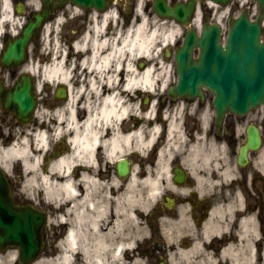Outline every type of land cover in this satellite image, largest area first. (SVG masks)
Wrapping results in <instances>:
<instances>
[{
    "label": "flooded vegetation",
    "instance_id": "af4514ba",
    "mask_svg": "<svg viewBox=\"0 0 264 264\" xmlns=\"http://www.w3.org/2000/svg\"><path fill=\"white\" fill-rule=\"evenodd\" d=\"M45 5L0 0V165L15 200L45 219L32 261L0 247V264H56L64 255L66 264H264V104L219 115L205 87L194 97L172 96L182 36L160 52L163 65L146 82L138 75L148 66L134 52L103 61L109 49L92 56L79 46L88 37L118 45L141 16L148 28L157 19L183 35L187 27L160 19L154 0H115L101 11L53 0L25 60L3 62ZM197 12L212 20L216 9L201 3L186 20ZM21 84L34 96L24 116ZM42 131L49 138L39 148L33 134ZM23 146L36 161L21 158ZM63 155L62 176L52 166ZM64 176L65 189L48 191Z\"/></svg>",
    "mask_w": 264,
    "mask_h": 264
},
{
    "label": "water",
    "instance_id": "95a60500",
    "mask_svg": "<svg viewBox=\"0 0 264 264\" xmlns=\"http://www.w3.org/2000/svg\"><path fill=\"white\" fill-rule=\"evenodd\" d=\"M47 3L51 0H46ZM62 1V0H59ZM86 6L103 8L109 0H72ZM195 0H189L186 10L191 9ZM226 3L228 0H215ZM259 11L256 20H249L246 9L236 16H230L226 44L219 42V28L204 27L202 35L195 32L186 34L184 44L176 52V64L179 69V80L170 90L180 94H194L200 84H204L215 92V104L220 113L225 111L244 112L259 102H264V26L261 18L264 11V0H257ZM170 8L162 1L159 13L177 17L178 10L184 6ZM178 8V10H177ZM40 16L24 27L21 42L9 47V56L21 49V60L25 55V45L37 27ZM262 38H261V37ZM198 44L201 48L198 59L191 58V48ZM16 46L18 47L16 49ZM20 52V51H19ZM26 97L21 95V107H25ZM31 208L13 202L10 187L0 169V246L17 245L26 253L37 252L40 240L32 245L30 241L21 245V240L28 236L29 227L37 225V215ZM21 250V251H22Z\"/></svg>",
    "mask_w": 264,
    "mask_h": 264
},
{
    "label": "bare ground",
    "instance_id": "6f19581e",
    "mask_svg": "<svg viewBox=\"0 0 264 264\" xmlns=\"http://www.w3.org/2000/svg\"><path fill=\"white\" fill-rule=\"evenodd\" d=\"M245 2L246 0H242ZM211 6H215L214 3L208 2ZM162 23H167L166 21H163ZM163 25V24H160ZM95 30H98L101 25H95ZM158 27V26H157ZM157 27H154L151 31H149L147 28H145V22L144 20H141L137 26L134 29L128 30L129 32L126 33L124 37L121 38L119 44H115L111 39L109 38H103L99 39L97 37H88L86 41H83L80 43L79 46H88L92 51V56H96L97 54L95 53V50L98 49L99 46H103L106 49H109L110 52L102 57V60L107 61L109 56L112 58L115 56L116 51H119V54H123L124 52L127 53V55L131 56L133 52L136 53L138 58L140 59L142 56L145 59H149L148 67L142 72L139 73L138 75V81L139 82H146L149 77L148 73L153 71L154 72V65L155 63L152 64L153 57L156 55L154 52L155 49V43L158 41L160 44H166L168 42H173L176 40L179 35V27L174 24L173 26H170L168 29V32L165 34H161L158 36V30ZM169 27V26H168ZM162 33V32H161ZM158 36V37H157ZM159 38V39H157ZM107 63V62H106ZM50 65H47L42 71L44 73L49 74L51 68L49 67ZM155 78V76L153 75ZM33 139L35 140L36 146L39 148H42L46 145L47 140H48V135L46 132H38L33 134ZM21 157L28 162V159H32L33 161L35 160V157L33 154H30V151L27 149L26 146H23L21 148ZM66 164H67V157L66 155H63L60 157L58 160H56L53 163L52 168L57 171V173H60L62 176L64 175L63 173L65 172L66 169ZM58 179V176L56 177ZM46 182V180H45ZM69 185V184H68ZM67 187V179H65V176L63 177V180H55L51 182L50 185V192L53 194H59L60 189H64ZM56 264H66L65 261V255L63 257L62 261H55Z\"/></svg>",
    "mask_w": 264,
    "mask_h": 264
},
{
    "label": "rangeland",
    "instance_id": "374dc122",
    "mask_svg": "<svg viewBox=\"0 0 264 264\" xmlns=\"http://www.w3.org/2000/svg\"><path fill=\"white\" fill-rule=\"evenodd\" d=\"M225 14H227L226 12H225V10L224 9H221L220 11H219V13H218V16H219V19L223 22V20H224V18H225ZM155 26H156V23H155ZM161 32H163L161 29H159L158 30V34H160ZM166 32H168V31H164V33H166ZM158 48H159V42H156L155 43V51H157L158 50ZM48 49V48H47ZM156 59V56H154V60Z\"/></svg>",
    "mask_w": 264,
    "mask_h": 264
}]
</instances>
